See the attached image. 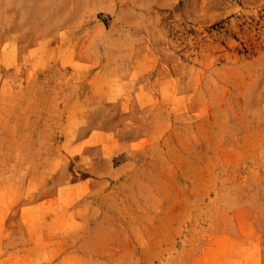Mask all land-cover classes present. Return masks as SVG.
<instances>
[{
	"label": "rangeland",
	"instance_id": "1",
	"mask_svg": "<svg viewBox=\"0 0 264 264\" xmlns=\"http://www.w3.org/2000/svg\"><path fill=\"white\" fill-rule=\"evenodd\" d=\"M0 264H264V0H0Z\"/></svg>",
	"mask_w": 264,
	"mask_h": 264
}]
</instances>
